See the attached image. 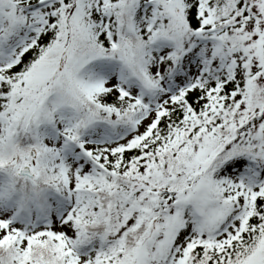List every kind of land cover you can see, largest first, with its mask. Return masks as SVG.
Listing matches in <instances>:
<instances>
[{
  "label": "snow or ice",
  "instance_id": "snow-or-ice-1",
  "mask_svg": "<svg viewBox=\"0 0 264 264\" xmlns=\"http://www.w3.org/2000/svg\"><path fill=\"white\" fill-rule=\"evenodd\" d=\"M0 264H264V0H0Z\"/></svg>",
  "mask_w": 264,
  "mask_h": 264
}]
</instances>
